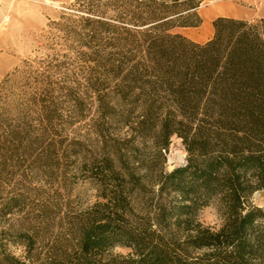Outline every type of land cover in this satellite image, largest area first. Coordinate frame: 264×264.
<instances>
[{"label": "trees", "instance_id": "1", "mask_svg": "<svg viewBox=\"0 0 264 264\" xmlns=\"http://www.w3.org/2000/svg\"><path fill=\"white\" fill-rule=\"evenodd\" d=\"M105 1L78 4L84 21L113 35V58L97 62L118 79L106 113L131 125L134 144L103 146L91 159L102 201L77 227L74 247L41 264H197L192 249H211L221 264H264V210L251 202L264 191V20L218 17L200 44L179 30L203 24L206 0ZM173 136L187 164L167 172ZM138 139L154 142V158L137 156ZM215 199L224 211L217 232L199 221ZM117 246L134 257L103 258Z\"/></svg>", "mask_w": 264, "mask_h": 264}, {"label": "rangeland", "instance_id": "2", "mask_svg": "<svg viewBox=\"0 0 264 264\" xmlns=\"http://www.w3.org/2000/svg\"><path fill=\"white\" fill-rule=\"evenodd\" d=\"M82 1L0 0V264H41L53 251L73 248L77 227L102 201L91 159L103 146L134 144L131 125L106 113L118 79L97 62L113 58V35L82 19ZM228 4L254 11L249 22L264 20V0H206L198 11L204 25L228 14ZM104 8L112 18V7ZM135 146L140 158L155 157L150 139ZM187 157L182 139L173 136L166 171L185 166ZM251 202L264 210V191ZM199 221L222 228L218 199L200 210ZM191 252L197 264H221L207 257L211 249ZM117 257H134V250L117 246L103 254Z\"/></svg>", "mask_w": 264, "mask_h": 264}, {"label": "crops", "instance_id": "3", "mask_svg": "<svg viewBox=\"0 0 264 264\" xmlns=\"http://www.w3.org/2000/svg\"><path fill=\"white\" fill-rule=\"evenodd\" d=\"M231 4L226 5L228 12H229L228 14L213 15L210 19L207 20V23L205 25H204V20H203V24L200 27H198L199 29L198 28H183V29H180L179 32L182 35H185L186 37H188L190 40L203 44V43L208 42L210 39H212L214 35V28L213 27L211 28L209 20L217 19L218 17H228V18H235V19H240V20L251 21L258 16L254 11L243 12L241 9H239L235 5H231Z\"/></svg>", "mask_w": 264, "mask_h": 264}]
</instances>
